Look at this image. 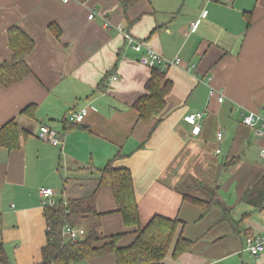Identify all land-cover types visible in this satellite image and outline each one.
Returning a JSON list of instances; mask_svg holds the SVG:
<instances>
[{"label":"crops","instance_id":"0c3cea01","mask_svg":"<svg viewBox=\"0 0 264 264\" xmlns=\"http://www.w3.org/2000/svg\"><path fill=\"white\" fill-rule=\"evenodd\" d=\"M13 26L34 49L25 59L31 74L0 85V126L14 119L26 133L18 150L0 147V242L10 264L41 260L39 188H50L55 202L91 200L99 216L80 227L102 238L124 234L121 246L155 216L178 220L162 264H264V253L251 259L244 245L247 234L264 236V205L257 210L242 201L264 175V162L248 158L251 147L260 157L264 131L256 136L241 123L248 112H264V0H143L126 12L117 0H0V64L11 57ZM119 29L162 58L180 60L164 70L172 89L158 124L138 121L131 107L145 95L151 69ZM210 88L223 95L221 103L216 93L208 98ZM30 104L33 120L21 115ZM81 110L82 122H70ZM196 112L203 117L193 134L183 117ZM40 126L60 133L63 144L40 140ZM116 156L113 167L132 177L138 226L125 227L111 191L99 188L98 171ZM214 187L220 207L204 212L188 199L208 202ZM178 237L193 246L173 258ZM72 264L115 263L107 256Z\"/></svg>","mask_w":264,"mask_h":264},{"label":"trees","instance_id":"16d2710c","mask_svg":"<svg viewBox=\"0 0 264 264\" xmlns=\"http://www.w3.org/2000/svg\"><path fill=\"white\" fill-rule=\"evenodd\" d=\"M124 12L143 0H117ZM250 17V15H249ZM247 16V27L250 18ZM51 27V26H50ZM51 30L56 36L58 31ZM8 47L11 57L8 61L0 64V85L4 88L12 84L22 82L31 72L26 65V57L33 51L34 42L18 27H10L7 30ZM110 76L108 73L104 80ZM101 89L105 87L99 86ZM145 95L138 98L132 108L138 114V121L149 122L157 120L163 115L165 110V100L169 95L172 84L166 78L165 71L156 68L151 69L150 79L145 84ZM36 106L30 104L26 106L21 115L30 120L34 119ZM159 123L160 120H157ZM26 137V133L20 130L14 119H11L0 126V147L9 151L18 150L21 140ZM114 157L107 162L106 166L99 172V188H108L113 195L118 206L117 212L121 215L125 227L139 225L138 207L134 197L132 177L127 169H117L113 167ZM234 159L230 163H234ZM217 187L210 191V200L203 202L196 198H188L195 204L202 206L204 212L212 207H220L217 201ZM242 201L257 210H262L264 205V175L249 190H247ZM43 215L46 222L45 245L40 250L41 260L38 264H72L79 261H89L102 257L111 256L115 264H162L168 255L174 242L175 234L179 222L176 219H167L161 216L153 217L137 233V237L128 246H121L124 234L102 238L90 231L85 238L75 244L68 243L62 236L64 225L80 227L81 224L90 217L99 216L94 209L91 200L75 199L63 201L59 200L52 205L43 207ZM228 212L222 208L221 221H225ZM251 236L247 234L246 237ZM193 246L182 237L174 243L172 257L188 252ZM0 264H10L6 252L0 242Z\"/></svg>","mask_w":264,"mask_h":264},{"label":"built area","instance_id":"2783aa9c","mask_svg":"<svg viewBox=\"0 0 264 264\" xmlns=\"http://www.w3.org/2000/svg\"><path fill=\"white\" fill-rule=\"evenodd\" d=\"M63 2H68L69 0H62ZM94 13H91L88 16V19H92ZM195 23L190 24V29L192 30L195 27ZM105 26L110 27L108 21L105 22ZM120 33L123 35L125 43L130 47L135 53L139 54V63L148 69H158L164 71L170 67H179L180 60L175 58L173 60H166L157 54L153 49L147 47L142 42L135 40L130 34L124 32V30L119 29ZM194 66H190L187 70L190 71ZM116 78L113 77L112 80ZM217 94V102L221 103L224 99L221 93H217L214 89L210 88L208 93V98L211 99ZM86 111L81 110L76 113H73L70 117V122L79 124L82 122L83 117L85 116ZM202 113H192L187 114L183 117V121L191 127L193 134H196L201 127ZM241 123L254 130L256 136H261L264 131V112L263 113H254L248 112L242 117ZM222 133L217 134V139L220 140ZM39 138L45 143L50 144L51 146L58 147L63 144V139L57 131L46 127H39ZM219 153V151H216ZM259 155L262 160H264V150L259 152ZM38 195L42 200V205H52L53 201V191L50 188H39ZM62 236L64 240L68 243L75 244L83 240L86 236V232L81 227H71L69 225H64L62 228ZM245 251L254 258H258L261 254L264 253V236L261 235H251L244 239Z\"/></svg>","mask_w":264,"mask_h":264},{"label":"rangeland","instance_id":"374dc122","mask_svg":"<svg viewBox=\"0 0 264 264\" xmlns=\"http://www.w3.org/2000/svg\"><path fill=\"white\" fill-rule=\"evenodd\" d=\"M79 124H80V123H79ZM248 158H249V160H250L251 162L258 161V163H259L260 165H262L263 162H264V160H262L261 157L258 158V152H257V150L254 149L253 147H251V148L249 149V155H248ZM247 256H249V255H247ZM250 258L253 259L254 257L251 256Z\"/></svg>","mask_w":264,"mask_h":264}]
</instances>
